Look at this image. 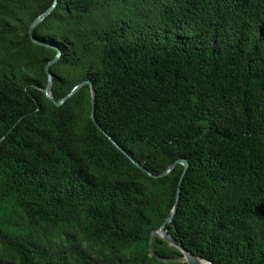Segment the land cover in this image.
<instances>
[{"label":"trees","instance_id":"trees-1","mask_svg":"<svg viewBox=\"0 0 264 264\" xmlns=\"http://www.w3.org/2000/svg\"><path fill=\"white\" fill-rule=\"evenodd\" d=\"M59 101L40 91L46 64ZM264 264V0H0V264ZM166 261V262H164Z\"/></svg>","mask_w":264,"mask_h":264},{"label":"water","instance_id":"water-1","mask_svg":"<svg viewBox=\"0 0 264 264\" xmlns=\"http://www.w3.org/2000/svg\"><path fill=\"white\" fill-rule=\"evenodd\" d=\"M54 8V4L52 5V7L48 10H46L42 15H40L39 17H37L29 26L28 28V35L29 38L31 40V42L37 46H43V47H48V48H53L57 51L56 56L49 61L45 68H44V73L47 77V82L46 85L43 89H41L40 91L42 92V94L45 96V98L50 101L54 106L59 107L61 106L67 99H69L73 94H75L79 89H81L82 87L89 85L90 88V114H89V118L90 120L93 122L94 126L100 131L101 134H103L104 136H106L108 138V140L116 147V149H118L135 167H137L138 169L142 170L143 172H145L149 177L151 178H161L163 176H165L166 174L170 173L171 170L176 166V165H182L183 166V172L182 175L180 177L179 180V184L181 183L183 176L187 170L188 167V163L186 161L183 160H178L176 162H174L173 164H171L165 172L159 174V175H153L149 172H147L141 165H139L138 163H136L128 154H126L121 148H119V146L112 141L106 134L105 132L100 128V126L97 124V122L95 121L94 118V91L92 88V85L90 84L89 81H83L79 84H77L75 87H73V89L69 92V94L67 96H65L63 99L57 101L54 99L53 94H52V76L49 72V68L51 65H53L55 62H57V60L60 57V51L53 45H48L42 42H39L37 40H35L32 36L33 34V30L34 28L51 12V10ZM178 196H179V187L177 189L176 192V199L174 202V206L169 214V217L163 222V224L155 231H153L150 235V240L152 237H157L163 241H165L170 247H174L177 250H179L182 254V258L184 263L186 264H212L211 262H208L206 260H203L199 257L194 256L193 254H191L190 252H188L187 250H185L183 247H181L180 244L177 243V241H175L168 233L167 230H165V226L171 222V219L174 215L175 212V208L177 207V203H178ZM166 262V261H164ZM167 263V262H166Z\"/></svg>","mask_w":264,"mask_h":264}]
</instances>
